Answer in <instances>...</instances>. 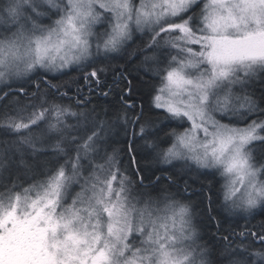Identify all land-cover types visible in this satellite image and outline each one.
<instances>
[{
	"label": "snow or ice",
	"instance_id": "6c2138e0",
	"mask_svg": "<svg viewBox=\"0 0 264 264\" xmlns=\"http://www.w3.org/2000/svg\"><path fill=\"white\" fill-rule=\"evenodd\" d=\"M0 264H264V0H0Z\"/></svg>",
	"mask_w": 264,
	"mask_h": 264
},
{
	"label": "trees",
	"instance_id": "16d2710c",
	"mask_svg": "<svg viewBox=\"0 0 264 264\" xmlns=\"http://www.w3.org/2000/svg\"><path fill=\"white\" fill-rule=\"evenodd\" d=\"M106 75L108 78V82L111 84L112 83L111 78L113 75L112 69H109L107 71ZM72 79L73 80H79L80 74L79 73H73ZM72 87L75 88L76 85L73 84ZM80 87L83 89V94H84L85 99L90 101V106L96 105L99 108V106H108V105L114 104L116 102V98L114 96L110 95L108 97H104V96L100 95V92L98 90L94 91L92 93H89L87 91V85H84V84H81ZM145 102H146V98H145ZM116 147L121 149L122 158H124L126 160L127 157L124 156V154H123V149L125 148V145L123 143H120V144L116 145Z\"/></svg>",
	"mask_w": 264,
	"mask_h": 264
}]
</instances>
